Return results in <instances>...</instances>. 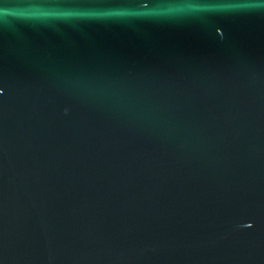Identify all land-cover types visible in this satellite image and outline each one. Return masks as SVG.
Wrapping results in <instances>:
<instances>
[{"label":"water","instance_id":"water-1","mask_svg":"<svg viewBox=\"0 0 264 264\" xmlns=\"http://www.w3.org/2000/svg\"><path fill=\"white\" fill-rule=\"evenodd\" d=\"M0 264H264V0H0Z\"/></svg>","mask_w":264,"mask_h":264}]
</instances>
